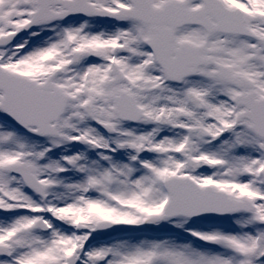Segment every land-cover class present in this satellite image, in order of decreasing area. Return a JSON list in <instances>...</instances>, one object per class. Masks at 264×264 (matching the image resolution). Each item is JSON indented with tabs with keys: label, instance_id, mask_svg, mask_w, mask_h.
<instances>
[{
	"label": "snow or ice",
	"instance_id": "snow-or-ice-1",
	"mask_svg": "<svg viewBox=\"0 0 264 264\" xmlns=\"http://www.w3.org/2000/svg\"><path fill=\"white\" fill-rule=\"evenodd\" d=\"M0 264H264V0H0Z\"/></svg>",
	"mask_w": 264,
	"mask_h": 264
}]
</instances>
